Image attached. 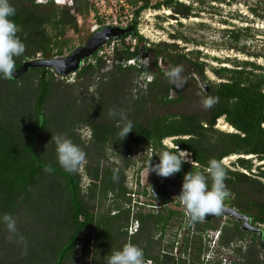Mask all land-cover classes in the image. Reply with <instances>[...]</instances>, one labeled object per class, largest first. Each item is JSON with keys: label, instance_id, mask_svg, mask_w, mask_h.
I'll use <instances>...</instances> for the list:
<instances>
[{"label": "trees", "instance_id": "16d2710c", "mask_svg": "<svg viewBox=\"0 0 264 264\" xmlns=\"http://www.w3.org/2000/svg\"><path fill=\"white\" fill-rule=\"evenodd\" d=\"M125 2L131 10L134 32L119 39L121 48L114 49L107 73L101 74L106 63L98 56L100 47L75 73V84L57 82L54 73L46 68H30L15 79L0 78V216L10 213L17 222L15 235L0 223V264H75L81 263L80 260L87 264L89 257L95 264H107V257L129 241L141 247L145 259L154 264H176L174 257L162 255V251L173 250V238L186 219L182 211L164 207L158 214L137 213L139 232L129 238L125 231L130 220V211L124 207L129 201L125 170L131 165L126 156L133 147L142 150L153 147L156 153L167 149L161 145L166 138H176L174 144L189 152L196 164H184L180 172L172 175L180 180L190 171H203L213 158L221 162L228 156L243 155L262 162L255 174L251 173V159L238 158L233 165L249 175L222 164L230 192L223 205L249 217L254 227L264 226V183L260 180H264L261 170L264 168V67L225 59L221 63L230 61L234 68L212 69L220 81L209 82L204 76L205 65L199 61L200 52L182 53V48L174 43L149 45L136 31V20L143 11L163 6L173 11L174 20L188 19L194 15L190 4L178 0L154 4L153 0ZM10 3L16 9L12 19L20 28L17 35L26 48L16 58V71L28 61L62 57L64 51L70 50L65 38L67 31L78 32L76 15L96 13L89 0H72L70 6H60L52 0L46 3L10 0ZM251 12L263 17L256 9ZM248 32L249 29L226 30L224 37L230 40V49L264 61V53L250 54L245 46L238 47L242 40L252 38ZM128 37L136 40L134 46L124 43ZM170 37L189 42L179 34ZM143 51L150 61L148 69L122 66ZM161 63L167 64V71L183 65L187 83L176 89L165 77ZM144 74L151 76V81L144 83L143 91L132 94V84ZM94 79L100 81L90 92ZM199 80L207 82L208 92L198 88ZM171 91L176 94L174 98L170 97ZM207 96L219 98L211 109H204L201 104ZM179 105H185L184 111L173 112ZM112 108L124 110L133 122V131L124 138L119 135L123 126L119 118L108 117ZM157 110L167 112L160 115ZM219 119L233 131L224 133L215 129ZM83 127L90 130L88 142L81 140L78 133ZM57 133H66L86 153L83 170L90 183L85 191L82 174L78 172L80 167L68 173L57 162L56 146L51 141ZM109 157L117 158L120 163H110ZM148 160L141 158L140 170ZM158 162V156L154 155L151 164ZM49 166L51 171H46ZM159 188L161 205L172 202L165 186ZM113 211L118 213L111 215ZM26 212H29L27 216ZM32 214L35 219L36 214L40 219V214H44V220L31 221ZM219 219L197 222L186 229L183 245L185 251L190 248L191 263L199 262L203 234L221 227L222 247L252 235L245 250H234L237 259L232 264H264L262 235L257 242V236L242 231L239 223L229 219L227 225L220 226ZM260 230L263 234L264 227ZM38 234L41 245L36 243ZM158 234L161 236L156 238ZM79 245L81 256L76 253Z\"/></svg>", "mask_w": 264, "mask_h": 264}, {"label": "rangeland", "instance_id": "374dc122", "mask_svg": "<svg viewBox=\"0 0 264 264\" xmlns=\"http://www.w3.org/2000/svg\"><path fill=\"white\" fill-rule=\"evenodd\" d=\"M52 1L53 3H55L54 0ZM58 1L59 4H55L60 6L72 5V0ZM156 1L163 0H153L152 3L154 4ZM259 1L262 2L259 3L258 0H178V2L184 3L186 5L190 4L192 6L191 10L194 14L191 16L192 18L182 19L181 17H178L176 18L177 20H174V18H171L173 11L163 6L158 10L147 9L141 12L138 16L136 20V31L147 41L149 45H157L159 43H174L177 44L179 48H182V53L200 52L201 55L199 57V61L204 63L205 65L204 76L206 77L207 81L219 82L220 80L217 76L214 75L212 71L221 67L234 68L232 62L230 61H248L264 67V61L261 58L251 57L234 49H230V40L224 37V31L226 30L249 29L248 35H250L252 38L242 40L238 47L245 46V51L250 54L264 53V0ZM35 2L46 3L47 0H35ZM89 2L93 5L96 13L90 11L88 15H76L78 22V32L74 33L70 30L67 31L65 38L68 39L70 50L64 51L62 57H67L79 47H84L88 43L89 39L93 36V34L99 32L104 28H126L129 25H133L131 10L127 6L125 0H89ZM251 9H256V11L259 14H262L263 17L253 15ZM176 34L186 37L189 42L185 43L180 39L173 40L170 37L171 35ZM129 38L130 37L126 38L124 43L133 44V41ZM111 43H114V49L121 48L120 40L110 41L101 47L107 49ZM146 56H148V54H146ZM113 57L114 53L109 56L102 54V58L105 60L106 64L105 67L101 70V74H105L111 69ZM214 58L218 59V61L214 60ZM225 59H229L230 61L221 63V61L225 62ZM160 68L164 73L167 72V64L162 65L161 63ZM50 71L54 73V77L57 82L61 84H75V75L69 74L66 76H62L57 74L53 70ZM99 81V79H94V85H92V87L90 88V92L94 90L95 83L97 84L99 83ZM147 81L148 80L144 79L143 76L139 77L138 80L134 84H132L131 93L135 95L137 91H143L142 89L145 88L144 83L146 84ZM197 86L198 88L202 89L199 85V82ZM175 95L176 94L173 91L170 92V97L174 98ZM184 106L185 105H179L177 108L172 110L173 112H183ZM166 112L167 110L156 111V113L160 115H163ZM224 124L225 122L223 121V119H219L216 122L215 129L224 133H231L232 131H230L229 127L226 125L225 129H221V127H223L222 125ZM78 133L81 140H83L84 142L89 141V129L83 127L78 131ZM109 158L110 163H120V161L115 157ZM238 158L251 159V162L253 164L251 173L256 174L258 172L256 167L262 165V162L256 160L254 156L247 158L243 155L228 156L226 158H223L221 160V163L228 169L238 170L240 172H243L244 174L249 175L248 171L239 168L237 165H233ZM133 162L134 161H131V163ZM184 164L192 165V163L190 164V162L183 163L182 165ZM141 165L142 163H140L139 166L137 165L139 169ZM83 166L84 165L80 167L83 168ZM261 170H264V168H261ZM78 172L82 173L80 172V168ZM260 180L264 183V180ZM86 185H89V182L86 183ZM159 190L161 189L159 188ZM177 204L178 205H172L171 208L182 211L179 202ZM26 213L27 216L29 212ZM40 217L42 220H44L45 216L44 214H40ZM33 219L36 223H41L39 214H36V219L34 217V214H32L30 220L32 221ZM229 219L231 218L220 217V219L217 221H219L220 226H224L229 223ZM251 239L252 235H247L246 238L241 242L247 247ZM256 240L258 242V238H256ZM34 242H36V240H34ZM41 242L42 238L38 234L36 243L38 245H41ZM262 244L264 245V233L262 234ZM78 252L82 255L81 245H79L76 249L77 254ZM234 258L235 257H233V259ZM236 259L237 257L235 258V260ZM80 261L81 263L78 262L75 264H84L85 262L83 260ZM86 263L95 264L90 257L86 260Z\"/></svg>", "mask_w": 264, "mask_h": 264}, {"label": "clouds", "instance_id": "9594fccd", "mask_svg": "<svg viewBox=\"0 0 264 264\" xmlns=\"http://www.w3.org/2000/svg\"><path fill=\"white\" fill-rule=\"evenodd\" d=\"M59 4L58 0H54ZM16 9L11 5L10 0H0V78L10 80L16 73V58L22 56L26 50L25 44L17 33L20 31L14 17ZM150 61L139 58V66L147 67ZM183 65H175L165 72L168 82L176 89L182 88L187 83L183 75ZM149 79H152L149 76ZM219 98L207 96L201 104L204 109H211L218 103ZM110 119L119 118L122 127L119 135L124 138L133 131V122L128 119L122 109L112 108L108 111ZM51 141L56 146L57 162L66 172L73 173L86 163L85 151L66 133H57L52 136ZM168 143L167 140L164 141ZM172 150L161 149L155 155L159 162L151 164V159L146 164V177L153 172L160 177H170L180 172L183 163L189 162L190 153L179 149L178 144L171 146ZM46 171H51L50 166ZM207 173V175H205ZM228 179L227 172L222 163L211 159L203 171H190L183 178L180 195L177 197L184 206L185 214L190 223L203 222L208 214H220L225 199L230 195L225 180ZM152 197L154 193L151 191ZM0 223L6 226L10 234H17L16 219L10 213L0 216ZM107 264H145V255L141 247L131 241L107 257Z\"/></svg>", "mask_w": 264, "mask_h": 264}, {"label": "built area", "instance_id": "2783aa9c", "mask_svg": "<svg viewBox=\"0 0 264 264\" xmlns=\"http://www.w3.org/2000/svg\"><path fill=\"white\" fill-rule=\"evenodd\" d=\"M133 41L132 46L135 45L136 40L133 38H129ZM112 44V45H111ZM110 46H108L107 49L101 48L98 53L99 57H102V54H105L107 56L113 54L114 52V43H111ZM128 44V43H127ZM144 52V51H143ZM141 53L137 55L136 57L127 60L122 63V66H133L138 69H148L149 65L147 67L144 66H137L140 59H148V56H146V53ZM150 64V63H149ZM84 65V62L82 66ZM81 66V67H82ZM70 75H75V73H72ZM144 79H147V83L151 81L149 80V76L143 75ZM176 138H166L161 141V145L165 148H171V146L174 144L173 140ZM167 140L168 143L165 144L164 141ZM170 141V142H169ZM189 153V152H188ZM156 154V150L153 147H149L146 150H142L140 147H134L132 150V153L127 154V159L134 161L131 163V165L125 170L126 175V187L128 189V192L126 194V198L129 200L125 205V209H128L130 211V220L128 223V226L125 228V231L127 233V236L131 238L132 236H135L140 229V222L137 218H135V215L137 213H143V214H158L162 212V209L164 207H171L172 205H178L177 203L179 200L173 199L172 202L167 203L165 205H161V200H156L152 197L151 191L147 187V185L144 183V179L146 176L145 168L140 170L138 166L141 163V158L147 157L149 159L153 158V156ZM190 164L196 165L193 163L191 155L189 158ZM138 165V166H137ZM142 166V165H141ZM80 172H82V189L85 191L88 185L86 183H90V180L85 175L83 168L80 167ZM150 173V172H149ZM154 177L158 176L155 173ZM172 177V176H171ZM146 193V194H145ZM112 196L109 195V198ZM179 205L181 203L179 202ZM182 209V208H181ZM118 211L111 212V215H116ZM257 227L259 229H263V225L258 224ZM187 229V222L185 220L184 227L180 230L176 231L174 240V247L173 250L170 252L162 251V255H169L175 258L176 264H180V262H183L184 264H192L190 259V248H187L185 251L184 245H183V239L185 237ZM161 234H158L156 238H159ZM221 236V227L217 230H210L203 234V251L200 255L199 262L197 264H232L233 261H235L236 255H235V249H243L245 250L246 245L242 244L241 241H237L235 243H231L229 247H222L219 245V240ZM167 242V237H165V243ZM80 256L81 254L78 252L77 254ZM233 257H235L233 259ZM145 264H154L152 260L145 259Z\"/></svg>", "mask_w": 264, "mask_h": 264}, {"label": "water", "instance_id": "95a60500", "mask_svg": "<svg viewBox=\"0 0 264 264\" xmlns=\"http://www.w3.org/2000/svg\"><path fill=\"white\" fill-rule=\"evenodd\" d=\"M133 32H134L133 25H129L126 28H119V27L104 28L99 32L93 34V36L89 39L88 43L84 47H79L67 57L54 58L50 60L36 59V60L28 61L16 71V73L13 76V79L20 77L30 68H46L53 70L57 74L62 76L76 73L77 71L80 70L84 60L90 57L93 53L97 52L101 46H103L104 44L110 41H117L121 39V37H123L124 35ZM198 82L202 90L208 92L207 82H203L200 80ZM182 184H183V180L174 177L165 178V177L156 176L151 191L155 194L154 198L156 200H159L157 188L158 186H165L177 199V197L180 195ZM181 208L183 213L185 214L184 206L182 204H181ZM185 216L188 226L187 228H190L192 223H190L186 214ZM220 217L231 218L235 222L240 223L242 231L255 234L258 239L262 235L261 230L258 227H254L252 225V222L249 219V217L240 214L236 209L230 208L226 205H223L220 214L206 215L205 220L202 223H207L213 219Z\"/></svg>", "mask_w": 264, "mask_h": 264}, {"label": "flooded vegetation", "instance_id": "af4514ba", "mask_svg": "<svg viewBox=\"0 0 264 264\" xmlns=\"http://www.w3.org/2000/svg\"><path fill=\"white\" fill-rule=\"evenodd\" d=\"M153 172H150L147 177H145L144 179V183L147 185V187L149 188V190L151 191L153 185H154V181H155V175H153ZM160 186H158L159 188ZM158 188H157V193H158ZM165 192L172 198L175 199V196L165 187ZM159 196V195H158ZM160 198V197H159ZM176 200V199H175ZM186 220V219H185ZM187 222V221H186ZM192 226V225H191ZM188 227V226H187ZM191 228V227H190Z\"/></svg>", "mask_w": 264, "mask_h": 264}, {"label": "bare ground", "instance_id": "6f19581e", "mask_svg": "<svg viewBox=\"0 0 264 264\" xmlns=\"http://www.w3.org/2000/svg\"><path fill=\"white\" fill-rule=\"evenodd\" d=\"M224 66H227V65H224ZM225 125L226 124H224V125H222L223 127H221V129L223 130V129H225ZM226 126H228V125H226ZM229 127V126H228ZM229 129H230V131H233V129L231 128V127H229ZM247 158H249V157H251V156H246Z\"/></svg>", "mask_w": 264, "mask_h": 264}]
</instances>
